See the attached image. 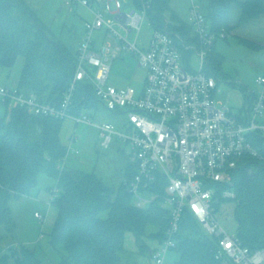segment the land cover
Listing matches in <instances>:
<instances>
[{
  "label": "trees",
  "instance_id": "1",
  "mask_svg": "<svg viewBox=\"0 0 264 264\" xmlns=\"http://www.w3.org/2000/svg\"><path fill=\"white\" fill-rule=\"evenodd\" d=\"M138 6V0H133ZM170 0H152L147 12L150 25L155 30L177 35L175 43L183 62L191 67L192 51L185 45L196 42L189 25L174 14L167 21L165 13ZM201 9L209 22L210 31L225 38L230 31L227 15L232 0H200ZM241 8L239 23L264 14V0H245L237 3ZM24 59L16 89L23 94H34L42 103L57 105L69 88L77 64V51L72 52L43 25L37 14L23 0H0V69L13 67L16 59ZM223 56L213 49L208 53L204 72L217 78L224 72ZM245 104L252 93L243 85ZM71 115L101 116L103 110L110 114H124L119 109H106L95 96L93 86L87 81L76 84L70 104ZM64 121L51 117L28 114L14 108L8 115L0 116V223L11 231L13 223L8 201L11 197L29 194L36 186L38 174L46 173L56 181L49 188L50 204L57 208V218L48 238L49 246L57 251V264H122L119 253L124 250V237L130 233L150 258L153 250L144 239L160 244L169 225V210L160 205L166 195L167 181L157 174L156 182L146 193L156 195L146 207L133 203L128 183L136 173L129 162L125 181L117 189L107 186L94 172L77 168H57L66 153L59 133ZM248 140L257 149L260 158L243 156L232 170L231 185L210 184L214 190L213 206L230 201L221 197L231 190L235 194L234 218L236 235L250 251L264 249V136L253 133ZM173 250L178 254L175 264H220L214 256V242L204 234L193 216L185 210L175 236ZM14 264H43L35 249L19 245L10 248ZM3 255L0 264H5Z\"/></svg>",
  "mask_w": 264,
  "mask_h": 264
},
{
  "label": "built area",
  "instance_id": "2",
  "mask_svg": "<svg viewBox=\"0 0 264 264\" xmlns=\"http://www.w3.org/2000/svg\"><path fill=\"white\" fill-rule=\"evenodd\" d=\"M64 2L92 6L90 0ZM133 3V8L123 11L121 1L112 0L103 12H93V20L85 23L86 32L77 48L72 81L59 104L42 103L34 94L0 86L1 103L8 115L19 107L28 114L94 126L103 148L115 139L128 145L129 161L136 169L128 192L136 207L144 208L155 199L153 195L147 200L143 193L156 182L157 174L164 175L167 187L163 200L170 219L162 242L151 255L155 264H164L167 253L175 247L185 210L214 242V256L220 264H262L264 249L250 251L236 233H228L219 224L213 206L215 193L209 186L231 185L232 170L239 158L261 157L248 135L264 136V73L255 79L257 90L244 105V114H232L230 108L214 102L216 78L204 72L217 37L210 31L200 0H190L189 5L188 21L196 42L184 49L193 53L191 67L185 65L175 43L178 36L165 30L152 28L147 47L137 45L152 0H138V6ZM100 29H105L106 37L114 40L115 46H94L92 33ZM123 52L132 54L146 71L140 95L130 87L117 88L108 83L111 63ZM83 81L92 84L95 96L106 109L125 111L127 123L122 130L110 122H93L86 113L71 115L73 90ZM70 141L69 150L77 153L71 149L73 138ZM221 197L234 200L235 194L225 190ZM34 216L43 220L38 213Z\"/></svg>",
  "mask_w": 264,
  "mask_h": 264
},
{
  "label": "rangeland",
  "instance_id": "3",
  "mask_svg": "<svg viewBox=\"0 0 264 264\" xmlns=\"http://www.w3.org/2000/svg\"><path fill=\"white\" fill-rule=\"evenodd\" d=\"M96 1L98 3L94 4L95 8L100 11H104L110 6V0ZM120 1L123 11L133 8L131 0ZM189 5L190 0H170L169 9L165 13L167 21L175 24L171 19L174 14L180 21L187 22ZM107 17L109 16L106 15ZM65 22L66 26L64 27ZM70 22L73 23V14L70 16L67 11L60 15L49 16L42 21L54 37L59 39L69 50L75 52L80 27L74 35L70 31L72 29L69 26ZM151 29L149 19L146 17L141 24L139 38L146 42L151 34ZM214 44L215 51L223 55L222 68L228 76L225 78L221 75L217 76L213 100L230 108L232 114L239 116L244 114L245 105V96L239 89V85L243 83L248 90H257L255 79L264 73V45H257L250 41L244 42L232 34H227L226 38H215ZM23 63V57L19 56L13 67L1 68L0 86L9 89L15 88ZM145 74V70L138 66L136 58L132 54L126 53L111 63L109 77L132 88L138 94L142 89ZM4 112L5 107L0 100V116ZM92 120L93 122H110L119 130H122L127 123L126 114H110L106 110H103L101 116L92 117ZM66 121L64 124H69ZM71 124L73 127L75 126L74 138L70 136L68 140L65 135L59 136L61 143L66 148L65 156L57 165L59 171L66 168H77L85 172H94L107 186L117 189L125 181V171L130 162V147L115 139L108 148H103L100 145L96 127L84 124L75 125L72 121ZM71 138H73L71 149L77 150V153L69 150ZM55 186V179L41 172L38 174L36 186L30 190L29 194L9 199L8 207L15 227L9 231L0 223V259L3 255H7L5 264H14L10 248L14 249L19 245L35 249L43 264L59 262V254L48 244V238L52 233L58 213L57 208L50 204L52 194L49 188L55 189ZM143 194L142 197L147 200L153 197L147 193ZM160 205L168 209L164 200L160 201ZM234 205L233 200L227 201L216 212L219 224L228 233H236L237 229L233 212ZM34 213L40 214L43 220L36 218ZM144 243L151 250L159 246L157 241L152 239L146 238ZM123 245L124 250L119 253V260L122 264H155L150 258L149 252H142L130 233L125 235ZM177 261L178 254L172 249L167 253L164 264H175Z\"/></svg>",
  "mask_w": 264,
  "mask_h": 264
},
{
  "label": "crops",
  "instance_id": "4",
  "mask_svg": "<svg viewBox=\"0 0 264 264\" xmlns=\"http://www.w3.org/2000/svg\"><path fill=\"white\" fill-rule=\"evenodd\" d=\"M23 1L37 14V16L42 21H44V19L49 18V16L63 14V12L65 11H67L68 15L70 16L73 14V23L70 22V25H69L72 28L70 30L71 33L76 35L78 31V27H80L79 29L80 35L78 36V41L76 43L75 51H77V48L85 35V32H86L85 23L92 21L93 12L95 10H98L97 8H95V5H94L95 3H98L96 0H93V1L90 0L92 2L91 8L84 7L80 4H68L64 2V0H23ZM244 1L245 0H232V5L230 6V9L227 15V22L231 29L227 34H232L234 36H237L239 37L240 40L244 42L250 41L257 45H264V14L259 15L249 20L246 23H243V24L239 23L240 16H241V8L238 6L237 3H243ZM111 2L112 0H110V4ZM132 2L133 0H131V3ZM106 15L109 16L108 14ZM76 23H77V26H76ZM184 23L190 26L188 20L187 22H184ZM63 26L64 27L66 26V22ZM151 33H152V29H151ZM150 37H151V34L149 35V38L146 42H144L143 40L139 38V40L137 41V45L141 48L147 47ZM92 38H93L95 47L100 46L101 44H104V43H109L111 46L116 45L114 40H111L106 37L105 29L95 30L92 33ZM214 49H215V44H214ZM123 54H126V53L123 52L121 55ZM144 81H145V78H144ZM144 81H143V85H144ZM108 83L117 88L127 87L121 82H116L115 80L110 79V77L108 79ZM241 85H243L249 93H253V91L248 90V88L243 83H241ZM142 91H143V86H142L141 91L138 92V94L136 95H140ZM66 122H68L69 124H64L63 122L62 124L63 127H61L59 136L65 135L66 138H68L69 140L70 136H73L74 138L75 126L73 127V125L71 124V120H67Z\"/></svg>",
  "mask_w": 264,
  "mask_h": 264
}]
</instances>
